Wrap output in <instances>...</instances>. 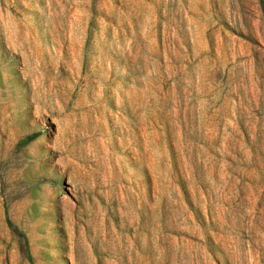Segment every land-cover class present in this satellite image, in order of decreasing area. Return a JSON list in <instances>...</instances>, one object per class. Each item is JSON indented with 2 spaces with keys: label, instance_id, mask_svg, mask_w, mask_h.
I'll return each mask as SVG.
<instances>
[{
  "label": "rangeland",
  "instance_id": "374dc122",
  "mask_svg": "<svg viewBox=\"0 0 264 264\" xmlns=\"http://www.w3.org/2000/svg\"><path fill=\"white\" fill-rule=\"evenodd\" d=\"M0 264H264V0H0Z\"/></svg>",
  "mask_w": 264,
  "mask_h": 264
}]
</instances>
